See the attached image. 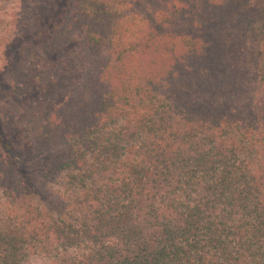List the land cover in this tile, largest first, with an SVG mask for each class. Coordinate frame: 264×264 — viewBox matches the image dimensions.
<instances>
[{"label": "trees", "instance_id": "1", "mask_svg": "<svg viewBox=\"0 0 264 264\" xmlns=\"http://www.w3.org/2000/svg\"><path fill=\"white\" fill-rule=\"evenodd\" d=\"M0 264H264V0H0Z\"/></svg>", "mask_w": 264, "mask_h": 264}, {"label": "rangeland", "instance_id": "2", "mask_svg": "<svg viewBox=\"0 0 264 264\" xmlns=\"http://www.w3.org/2000/svg\"><path fill=\"white\" fill-rule=\"evenodd\" d=\"M9 227V219L5 209L4 198L0 194V229ZM54 258L45 256L42 252H30L21 264H50Z\"/></svg>", "mask_w": 264, "mask_h": 264}]
</instances>
